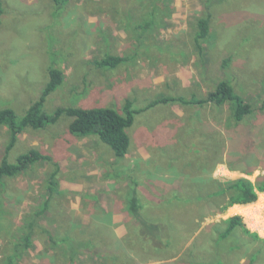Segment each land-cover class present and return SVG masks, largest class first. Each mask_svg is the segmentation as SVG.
<instances>
[{
	"label": "rangeland",
	"instance_id": "374dc122",
	"mask_svg": "<svg viewBox=\"0 0 264 264\" xmlns=\"http://www.w3.org/2000/svg\"><path fill=\"white\" fill-rule=\"evenodd\" d=\"M144 1L67 0L57 8L53 0H1L0 110L12 108L23 116L54 67L64 80L44 104L50 115L66 106L118 111L125 99L137 109L162 97L189 102L205 97L219 80L229 82L252 106V115L235 125L229 104L156 105L135 116L127 130L129 153L121 159L95 135H72L66 117L39 130L26 129L9 160L33 148L51 162L35 164L0 187V264H5V243L20 239L24 217L48 199L45 229L84 235L91 225L105 224L114 234L109 238L121 241L113 246L112 258L124 264H264V193L254 203L226 211L223 197L192 210L193 186L203 179L255 183L264 176V0H211V6L207 0L169 1L173 13L164 26L136 42L128 26L145 22L149 8L137 4ZM206 12L211 27L199 55L192 29ZM106 54L129 61L112 71L96 68L93 60ZM7 136L0 127V159ZM53 178L57 190L49 197ZM128 178L152 213L147 220L164 222L162 242H157L162 247L151 256L137 248L139 233L133 234L135 221L125 209L126 192L133 188ZM169 203L170 216L164 215ZM184 205L187 209L181 210ZM234 216L259 239L239 228L218 239L224 221ZM143 241L142 248L151 246ZM19 264L65 263L38 230ZM77 264L107 262L86 256Z\"/></svg>",
	"mask_w": 264,
	"mask_h": 264
},
{
	"label": "trees",
	"instance_id": "16d2710c",
	"mask_svg": "<svg viewBox=\"0 0 264 264\" xmlns=\"http://www.w3.org/2000/svg\"><path fill=\"white\" fill-rule=\"evenodd\" d=\"M66 1L67 0H53L57 8H61ZM169 1L172 3L173 0H146L137 3H143L144 8H149V11L146 14L148 17L145 19V22L142 19V25L134 29L128 26L136 42H139L142 35L152 31L153 28L164 26L166 20L170 18L173 13V9H168V6H166V3L169 4ZM207 3L210 6L212 5L211 0H207ZM3 14L4 9L0 0V26L2 24ZM211 17V14L206 12L204 16L202 15L196 19L194 28L192 29V45L198 51L199 55L204 53V44L210 33ZM128 61L129 58L126 56L106 54L101 59L93 60L92 63L96 68L112 71L127 64ZM228 61L229 58L225 59L224 64ZM63 80V72L58 68L51 67L48 69V81L42 89L38 99L32 102L23 116H17V113L12 108L0 110V127H5L8 130L6 144L0 159V187H3V189H5L4 183L6 179H15L30 167L40 162H51L50 156L44 155L33 148L19 154L15 161L11 162L9 156L11 151H13L18 144L20 134L28 128L34 130L42 129L50 124L58 122L59 119L63 117L69 120L68 131L72 135L79 137L95 135L113 151L115 157L121 159L129 153L131 139L127 130L133 126L135 116L156 105H167L175 102L183 105L190 104L192 106L212 104L214 107H222L225 104H229L231 119L235 125L240 124L253 113L252 106L246 103L243 97L235 92L229 82L219 80L214 89L209 91L205 97H192V100L189 102H186L180 97H162L154 100L144 108L137 109L134 107L133 101L125 99L123 107L118 111L110 107L84 108L66 106L56 108L50 115L44 110V104L47 97L62 85ZM51 176L55 177V173ZM128 179L133 188L126 192L125 209L127 214L131 215L133 221H135V225L131 226L134 230L136 229L133 234H136L137 231L139 233L141 241L138 240L137 248L144 250L146 254L148 253V256H151L156 251L160 250L158 249L159 246L157 242H162L161 235L165 232L164 224L162 225L164 222L153 223V221L147 220V214L152 213L145 209L144 206L147 204L141 203L136 188V182L131 178ZM199 183L200 184L193 186L196 187V189L192 192L197 193L192 195V210L194 209L197 212L202 210L203 203L211 201L214 197H223L227 199L228 202L222 209V211H226L234 205L254 203L258 199V193H264V176L258 177L255 183L245 178L226 180L224 182L210 179L207 183L206 180L203 179ZM56 190V183L53 178L49 185L48 196L51 197ZM48 200L42 202L38 211H32L24 217V224L20 228V239L5 243V252L3 254L5 264H19L23 260L28 250L32 248L38 230L45 235L49 246L54 249L56 253L59 251L65 264H77L86 256H90L95 260H104L107 264H124L119 258H112L115 257L113 246L116 243L121 244V241H117L115 236L114 239L109 238L110 234H114L105 224L93 226L94 228L91 225L89 227L90 229L88 228L84 235L83 233L71 235L68 232L56 235L49 231V229H45L42 220L49 209ZM171 206L172 203H169L164 215H171ZM185 208L187 209V205H184L181 210ZM178 211L179 210H177V212ZM179 213H183V211ZM224 222L227 226L222 232L218 233L217 238L220 240L227 238L236 228L241 229L245 234L256 240L259 239L257 234L251 233L246 228L239 216L231 217ZM93 231L102 238L101 242H99L97 235L94 237L93 235L90 236ZM144 235H146V238H142ZM142 241L146 244V241H151V246L146 247L144 244L145 247L142 248ZM117 259H119L120 262Z\"/></svg>",
	"mask_w": 264,
	"mask_h": 264
},
{
	"label": "flooded vegetation",
	"instance_id": "af4514ba",
	"mask_svg": "<svg viewBox=\"0 0 264 264\" xmlns=\"http://www.w3.org/2000/svg\"><path fill=\"white\" fill-rule=\"evenodd\" d=\"M158 245V244H157ZM159 247H158V249H160L161 247H162V245H158Z\"/></svg>",
	"mask_w": 264,
	"mask_h": 264
},
{
	"label": "crops",
	"instance_id": "0c3cea01",
	"mask_svg": "<svg viewBox=\"0 0 264 264\" xmlns=\"http://www.w3.org/2000/svg\"><path fill=\"white\" fill-rule=\"evenodd\" d=\"M234 207H236V206H234Z\"/></svg>",
	"mask_w": 264,
	"mask_h": 264
}]
</instances>
